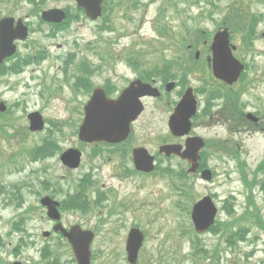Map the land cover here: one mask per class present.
Masks as SVG:
<instances>
[{
  "label": "rangeland",
  "instance_id": "obj_1",
  "mask_svg": "<svg viewBox=\"0 0 264 264\" xmlns=\"http://www.w3.org/2000/svg\"><path fill=\"white\" fill-rule=\"evenodd\" d=\"M62 1L63 5H67L66 0ZM139 3L145 5V10L141 11L140 17L144 21V24L138 28V22L131 24L130 22L124 23V33L122 37L113 41L106 40L108 34L102 35L100 38L94 34V25L86 24L84 26H77L75 23L72 27L79 28L76 34L79 40H65V37L75 34H69L67 32L53 31L47 35V31L44 26L35 20L31 23V42H34L33 46L35 49L46 50L50 47V55H57L51 57L52 63H41L38 62L37 65L28 68L24 73L25 76H7L0 80V95L4 96V100H7L9 106H13L14 110L12 112L13 120L20 119L19 122H14L15 126L21 130L27 127L26 114L30 111L39 110V112L45 117H57L62 120L65 119L71 125L70 130L63 135L60 139V148L63 150L70 147H77L78 141L75 136H72L73 125L76 119L75 112L79 105L78 101L70 100L74 103V107H67L64 105V100L70 96L69 89L64 86L61 80L62 73L56 75L54 72L55 68L47 70V66H56L57 69L60 68L61 58L66 55L69 51L73 52L75 50V45L81 43V48L79 52L93 53L90 49L94 50L98 44V50L96 52H102L100 49H111L112 57L118 59V55L122 51H129L140 53L143 58H145V63L156 62V67L160 65V59H167L173 56L175 53L174 48H169L168 50L161 49L163 45H166L167 38L171 37L177 40L183 34V29L187 28L189 32L192 29L206 30L207 33L215 31L216 23H219L220 16L216 15L214 18L217 20L211 21L206 20L211 12V8L204 4L205 0H189L196 6L190 7L189 5H184L186 0H138ZM153 1V2H152ZM246 7H249L254 14L257 15L258 21L256 27V32L260 36L264 32V0H244ZM53 2H50L47 7L51 6ZM174 4V8H164L163 5ZM228 1L221 0L219 2L220 8L227 4ZM241 3V1H240ZM60 4V5H62ZM19 5V3H18ZM161 14L158 17V10L162 7ZM186 6L187 12L184 13V7ZM7 8H1L2 12H6ZM28 8L21 5L17 14L23 16L26 14ZM121 9L115 11V15L119 18ZM16 14V16H17ZM133 17L136 19L137 15L134 14ZM159 18L162 24V28H157L158 33H155L151 22ZM201 17L200 22H194L189 20V18ZM151 21V22H150ZM119 23H123L119 19ZM82 23V22H81ZM129 30H136L139 34L136 36H129ZM129 36V37H128ZM64 37V38H62ZM80 37L83 39L81 40ZM103 39V40H100ZM241 37L239 34L233 33L232 43L236 46L237 50L234 53L236 56H240L241 59L246 58L244 62L247 64V76L254 80L253 86L250 88L249 93H247V100L250 101V105L253 109L256 107V101H264V40L254 41V46L252 51L247 52L244 50L243 55L240 54L241 49ZM76 44H73V42ZM55 45H60V49H56ZM83 45V47H82ZM89 49V50H88ZM199 51L204 55L206 50L199 46ZM77 52V51H76ZM79 56H81L79 54ZM111 62V61H110ZM112 66H109L106 70V74H113L115 81L119 84L124 83V81H131L135 76L132 74L130 69H127L122 63L111 62ZM161 66V65H160ZM44 69L45 73L44 74ZM113 69V70H112ZM48 74L53 76H48ZM67 76L79 77L81 79H86V75L74 71L72 75L66 73ZM198 74H192L189 78L190 86L198 89L200 86ZM103 76V75H102ZM50 78H52L50 80ZM102 78L99 76L95 78V82H98ZM49 87V89H54L52 98L48 93L44 92V88ZM7 88V90H6ZM30 89L27 91L26 89ZM177 88L176 90H179ZM9 90V91H8ZM172 94L171 98L173 101H177L175 96ZM61 98H63L61 100ZM75 99V98H73ZM168 103L167 107L164 108L165 104L160 103L158 106L159 112L156 113V105L152 100H146V111H144L140 120L133 126V138L130 145H144L148 150L152 148L156 150L159 147V142L155 140V133L159 135L160 143L165 142L169 138L167 131V119L169 113L172 109L170 107L171 101L169 97L166 98ZM80 100H83L81 98ZM198 101H201V97L198 96ZM252 103V104H251ZM249 105V106H250ZM163 106V107H162ZM158 119L156 121L155 119ZM163 118V119H162ZM199 123V122H198ZM197 123V124H198ZM10 132V129H8ZM197 135L205 138H210L211 136L224 137L227 135L223 127H218L216 125L213 129H203L196 130ZM218 134V135H217ZM23 132H20L19 137H14L9 140V142L0 139V166L4 163L5 158L14 155V151L18 149L25 150L30 147V139L25 141V143L18 142L24 140ZM248 135L240 137H235L240 141L241 146V158L246 161L247 169L248 167L254 169L259 163L264 160V133L258 132L253 134L251 137ZM41 136H35L31 139V146L33 147L34 142L39 141ZM27 144V146H26ZM158 146V147H157ZM11 147H13L11 149ZM99 150H101L99 148ZM89 149H86V158H84L83 169L78 171H69L64 169L61 165L57 163L56 157L40 161L32 162L31 164H25V170L23 172L17 173L12 172L11 174L2 173L1 175V186H0V264H13L18 262L20 264H42L40 263V250L43 244L46 242L41 238V234L44 231H51V223L45 217V213L38 208V196L45 195L46 193L42 191L39 186L40 180H43V170L44 167H52L53 170L51 174L58 178L68 181L70 178H76L83 173H86L88 169L89 162ZM93 167L99 170L93 171L99 174L100 185L105 184V186H112L117 191V199L122 200L128 193V188L122 182H119L114 176L116 174L115 170L120 166V160L118 159L116 153L110 155H104L100 160L96 162H91ZM162 165H165L163 163ZM172 167L176 166L175 161L171 162ZM235 163L232 159L224 157V161H217L212 159L208 161V168L214 174V180L210 185L204 184L198 180H195L193 184L192 196L195 199L205 196L206 194H213L216 198L219 208H221V201L224 199L228 202V208H231V203L236 199L235 208L237 209V215L241 212V205L244 203L242 196V188L238 180V174L235 170ZM17 185L19 188V194L23 197L24 203L20 210L17 209L14 203H6L7 195L3 194L4 190H11L10 186ZM32 186V188H31ZM151 190H156V195L149 194ZM15 191V195L19 197V194ZM234 197V198H233ZM61 199V197L57 196ZM140 202H143L142 206V218L141 221L138 219L137 224L142 228L147 235V242L144 246L143 258L141 257V264L145 263L146 259L153 261L156 264H264V234L256 229H251V233L247 238L245 243H233L225 242L222 236L205 234L198 236L196 240L197 246H191L190 241L195 239L193 233L192 225L190 222V208L187 212H183L178 209V204L176 203V198L171 194L168 189L167 183L158 177H156V186L149 185L147 188H143L140 196L138 195ZM58 200V199H57ZM154 200V201H153ZM255 203L258 204L260 212L264 217V203L261 202V197L259 194L255 193ZM154 204H151V202ZM188 202L186 203V205ZM176 206V210L174 208ZM33 208V213L29 214V219L27 220V225L24 227L27 229L26 234L29 235L28 242L33 243L29 245L26 249L17 250L16 241L20 238L21 234H16L10 230V223L17 220L16 214L19 211L28 210ZM183 208V206H182ZM187 208V206H184ZM64 221L68 225L70 223H82L81 226L88 228L97 227L96 218H83L75 213H65L63 214ZM128 221L131 222L132 217L127 215ZM221 221H229L228 217L224 212L220 211L218 217ZM126 221V216H125ZM110 223V222H109ZM109 223L105 224L103 230L98 235L95 245L92 248L95 254V261L93 264H125L123 258L122 244L124 233L128 227L126 223V228L119 231L118 236H110L111 230L106 228ZM99 231V232H100ZM116 244L115 255L119 258L114 262V258L111 257V250L113 249L112 244ZM50 246L54 247L55 251L59 254L62 264H71V255L68 248L63 244L56 248V243L50 242ZM53 244V245H52ZM101 253L98 254V252Z\"/></svg>",
  "mask_w": 264,
  "mask_h": 264
},
{
  "label": "water",
  "instance_id": "obj_2",
  "mask_svg": "<svg viewBox=\"0 0 264 264\" xmlns=\"http://www.w3.org/2000/svg\"><path fill=\"white\" fill-rule=\"evenodd\" d=\"M78 6L85 10L88 17L95 19L100 14V6L102 0H76ZM63 18V14L60 11H50L42 14V19L46 22H60ZM11 20H4L0 23V62L3 59L9 57L14 52V46L12 41L14 39H24L26 36L24 29L21 27L20 21L16 30H12ZM227 32L223 31L216 33L214 41L211 47L213 53V73L215 77L223 79L224 81L231 83L238 77V73L242 69L241 66L231 57L228 47ZM137 84L135 87L134 85ZM132 84L126 89L121 97L117 101H107L100 93L96 92L92 100L89 102L85 109V119L80 129V138L84 141H109L116 142L124 139L128 133V126L137 115L141 112L142 106L137 100L138 97L154 96L155 90L151 89L148 85H144L140 82ZM195 109V103L192 100L191 90H188L183 96L181 102L176 107L175 113L171 116L169 121V129L175 135H183L188 131V119L193 114ZM0 111H4V107L0 105ZM30 121V130L40 131L43 127L41 117L37 114H31L28 117ZM200 145L189 146V150L182 154V157L187 158L192 163L195 162V153L199 149ZM180 147L177 146H164L159 149L166 155L177 154L179 155ZM135 157L138 155H144V151H135ZM190 154V155H189ZM64 165L70 168H75L79 164L78 154L74 151H68L62 156ZM138 165H140V160ZM147 166L141 167L143 170H150V161H146ZM137 164V162H136ZM143 164V163H141ZM208 177V175H204ZM41 204L47 207L48 216L52 220H58L59 215L56 211L58 206L49 198L41 200ZM192 221L198 232H203L213 223V219L216 210L213 209L212 204L208 198L203 199L196 204L192 209ZM55 231H61L63 237L69 240V243L73 247L76 260L78 264H89V245L92 240V234L89 232L80 231L79 227H74L69 233H66L60 225L56 226ZM141 243V236L132 231L129 235L127 243L128 260L132 264L135 262L137 250Z\"/></svg>",
  "mask_w": 264,
  "mask_h": 264
},
{
  "label": "trees",
  "instance_id": "obj_3",
  "mask_svg": "<svg viewBox=\"0 0 264 264\" xmlns=\"http://www.w3.org/2000/svg\"><path fill=\"white\" fill-rule=\"evenodd\" d=\"M241 7L242 5L240 3H233L232 5L227 7V12H225V17L223 18V22L227 24L230 28L233 27L236 29H243V27L246 26V24L244 23L246 12L242 10ZM161 10H159L160 13H161ZM194 32L200 33L199 30H195ZM201 36L202 35H198V37L200 38ZM168 39L169 40H167L166 45H163L161 49L168 50L171 46V47L176 48L177 53L187 52L188 50L187 45H191V46L193 45V48H195L200 43H203V36H202V40H171V38L169 37ZM163 62L170 63L168 67L163 66V70L165 71V73L168 76L173 74V66H175V64L178 62H167V61H163ZM183 71H185V69L182 67H179L178 72H183ZM1 135L6 136L5 134H1ZM45 145H46V140H42L41 144L38 146L35 145V147L33 148V156H34L32 158L33 160L40 159V158H37V155H40L43 153L41 148ZM65 205L68 206L69 208L81 209L84 203L77 195H74L72 197H69L68 201L65 202ZM242 222L243 223L252 222V224L254 223L257 226L264 227V225L261 224L260 219L258 217H254L252 219L244 218ZM234 225L237 226L236 221L235 222L231 221L223 225L225 226V228H223L224 229L223 235L225 236L226 242L231 241L234 243L237 239L238 241L242 239V236L244 233L243 231H242L243 233L241 232L240 229H239L240 231H237L238 233L233 232V230L231 231ZM44 260L47 264H59V255L49 252L48 254L47 253L45 254Z\"/></svg>",
  "mask_w": 264,
  "mask_h": 264
},
{
  "label": "flooded vegetation",
  "instance_id": "obj_4",
  "mask_svg": "<svg viewBox=\"0 0 264 264\" xmlns=\"http://www.w3.org/2000/svg\"><path fill=\"white\" fill-rule=\"evenodd\" d=\"M16 1L17 0H0V3L3 2L4 4H6L5 8H7V10L5 13L8 14V15L0 14V21L2 18H14L16 21L20 20L24 24H25V22L26 23L28 22L29 23V30H30L32 21L35 20L37 22L39 15L36 14V12L33 13V9L29 3V0H22L20 3V6L24 5V6H26V8H28V10H27L26 14H24L23 16H19L16 13L17 10H19V8L16 6ZM0 13H1V4H0ZM16 14H17V16H16ZM1 16H3V17L1 18ZM72 23L73 22H67L66 25H70ZM50 29H53V26H49V28H47V33H48L47 35L50 34V32H48ZM30 36H31V33H29V36L27 37L26 40H31ZM21 45L18 46V44H17V47H20ZM205 63H206L207 69H209L208 57L206 58ZM80 107H82V106H79V108ZM78 119H81V116H80V113L77 112L76 120H78ZM152 154H153L154 163H155V169L153 170L154 172L152 174L148 175V173L147 174L139 173V172L135 171V169L133 168L132 165L131 166L126 165L125 168L127 171L125 170L123 172V177H124L123 184H125L127 186V188L129 189L128 193H126V195H125V198H126L125 210L127 213H129L132 216L133 219H135V218L139 219L141 216L139 210L137 208H134V207L136 205V202L137 201L139 202L138 195L140 196V193H141L140 191L143 189L144 182L146 181V179L148 181V179L152 180L153 178H156V162H157V159H159V158H156V153H152ZM154 195H156V191L154 192Z\"/></svg>",
  "mask_w": 264,
  "mask_h": 264
}]
</instances>
